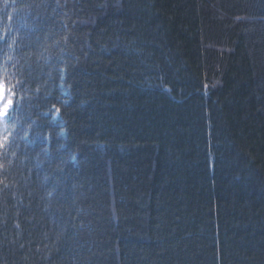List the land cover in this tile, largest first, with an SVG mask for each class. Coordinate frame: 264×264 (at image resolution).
Masks as SVG:
<instances>
[{
    "label": "trees",
    "instance_id": "16d2710c",
    "mask_svg": "<svg viewBox=\"0 0 264 264\" xmlns=\"http://www.w3.org/2000/svg\"><path fill=\"white\" fill-rule=\"evenodd\" d=\"M0 76V264H264V0H0Z\"/></svg>",
    "mask_w": 264,
    "mask_h": 264
},
{
    "label": "rangeland",
    "instance_id": "374dc122",
    "mask_svg": "<svg viewBox=\"0 0 264 264\" xmlns=\"http://www.w3.org/2000/svg\"><path fill=\"white\" fill-rule=\"evenodd\" d=\"M5 83L7 84L6 80L2 76H0V111H3L5 105H11V102H9V103H3V106H2V99L4 98V96L8 95V98L9 97L11 98V95H10V93L8 91V87H7L8 84L6 85ZM9 107H8V109H9ZM1 118H5V117H0V119Z\"/></svg>",
    "mask_w": 264,
    "mask_h": 264
},
{
    "label": "snow or ice",
    "instance_id": "6c2138e0",
    "mask_svg": "<svg viewBox=\"0 0 264 264\" xmlns=\"http://www.w3.org/2000/svg\"><path fill=\"white\" fill-rule=\"evenodd\" d=\"M10 105H5L3 111H0V117H6L7 116V111H8V107ZM2 142H0V147H2Z\"/></svg>",
    "mask_w": 264,
    "mask_h": 264
}]
</instances>
